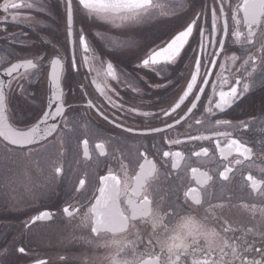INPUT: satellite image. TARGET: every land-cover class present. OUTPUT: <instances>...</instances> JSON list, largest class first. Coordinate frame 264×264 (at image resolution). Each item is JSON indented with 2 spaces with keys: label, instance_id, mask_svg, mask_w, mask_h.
Listing matches in <instances>:
<instances>
[{
  "label": "flooded vegetation",
  "instance_id": "obj_1",
  "mask_svg": "<svg viewBox=\"0 0 264 264\" xmlns=\"http://www.w3.org/2000/svg\"><path fill=\"white\" fill-rule=\"evenodd\" d=\"M165 1L171 6H165ZM24 2L33 3V0ZM43 2L48 6L47 11L34 8L22 9L20 12L22 17L31 16L41 23L9 21L7 24H0V78L13 85L8 93L9 121L15 127L25 129L47 110L51 60L57 58V54L63 57L65 71L61 81L66 94L67 124L65 126L64 121H61L58 138H49L44 147L32 146L34 151L55 148L59 153L53 158L52 165L62 166L63 173L57 176L52 170V174L38 177L42 186L50 187L51 195L43 199L39 197L21 209L0 211V264H32L35 258L48 260L49 264H63L57 259L58 254L69 258L67 264H80L71 257L89 249L87 245L72 237L87 234V230L79 229V216L74 214L73 217H68L62 212L63 207L75 205L77 202L80 205L87 204L97 191L99 177L107 174L109 169L120 173L122 168H126L129 175H134L139 164L143 163L141 153H147L149 159L157 162L158 171L151 183L149 195L154 205L158 204L163 213L173 210L176 213L167 217L168 224H174L180 215L187 213L202 215L204 208L209 204L223 205V208L217 209L218 215L223 218L221 222L226 220L234 227H251L256 224L261 219L259 209L264 208V184H261L258 190H253L246 177L250 174L255 180L264 181V69L257 68L254 73V87L238 106L211 118L212 121L217 118L229 120L232 126L214 125L209 121L195 124V119L202 118L207 107L211 85L219 83V65L225 63L222 58L224 53H220L218 47L215 50L219 56L211 58L215 63L208 59L213 50L211 36H208L206 41L209 44L207 55H201L198 51L199 26L206 22L210 26V8L207 21L203 18L198 21V27L194 28L188 45L176 63L162 61L150 68L142 67V59L146 58L150 50L163 46L177 30H183L185 22L189 21L194 13L199 12L201 7L208 5L210 0H153L154 7L149 10L151 15H146L141 23L121 24L117 21L115 25L95 16L89 17L87 10H83L82 6H78L77 0H74L71 37L73 42L67 37L64 0ZM239 2L240 0H230L233 7ZM216 6L218 7V2ZM167 7L170 9H166ZM2 15L8 14L0 11V16ZM81 30L90 45L87 53L79 44ZM215 39L217 42H225L229 55L241 57L235 62V66H232L231 62L226 65L223 74L231 80L230 73L238 75L239 66L246 58V53L242 46L232 43L234 38L231 36L224 37L220 34ZM261 39L258 32L254 38L256 47L250 48V51H257ZM115 44H118V47ZM40 55H43L44 59L39 73L35 69L25 73L22 69L19 75H14L9 80L5 76V68L10 67L12 63H21L25 59H34ZM84 56L88 57L87 63L82 62ZM194 58L201 59V75L203 76L205 70L209 73L204 76L209 84L199 85L205 88V92L187 123L182 120L181 124L175 125L173 129H166V123L174 124V120L186 111L182 105L172 117H163L161 109L173 106L182 94L181 89L186 87L185 82L195 70ZM73 60L75 66L69 67ZM108 63L113 64L116 80L105 75ZM20 76H25L30 81L24 83L23 94L14 86ZM93 79H96L97 84L91 83ZM105 82L110 85V88L106 89L108 95L122 104L123 110L113 109L111 104L98 94L97 86H103ZM227 87L225 85V90ZM88 99H92L100 111L97 108H87ZM131 108L137 111L128 113L127 110ZM145 111L152 115L144 117L139 114ZM104 116L108 119L105 120ZM241 121L247 122V127L240 126ZM128 127H132L133 132L125 131ZM150 127L166 130L163 133L140 134ZM219 132L230 133V136L215 135ZM186 135L212 138L190 141L186 139ZM73 136L76 138L74 149L77 154L74 149L67 148L68 139ZM175 139H180L183 143H168ZM216 139L220 140L221 146H225L230 139H238L252 150L250 158L239 157L242 163L232 165L233 171L229 173L227 181L219 175L226 161L221 159L216 149ZM0 144L10 151L24 153L5 142L3 138H0ZM202 147L209 148L207 157L193 155ZM163 151L184 153L178 168L172 167L173 158L162 156ZM235 158L237 156L233 154L228 159ZM193 168L207 172L213 178L201 188L202 206H194L191 201L186 202L184 197V192L189 188L199 187L191 172ZM195 175L199 177V173ZM51 177L53 182L50 181ZM80 179L85 180V186L77 191ZM252 206L257 209L255 214L249 211ZM42 210L54 213L53 218L37 221L26 227L30 217ZM83 211L85 208L81 207V212ZM236 235H241V232L238 231ZM20 247L25 248V253H19ZM97 252L102 254L103 249Z\"/></svg>",
  "mask_w": 264,
  "mask_h": 264
},
{
  "label": "snow or ice",
  "instance_id": "obj_2",
  "mask_svg": "<svg viewBox=\"0 0 264 264\" xmlns=\"http://www.w3.org/2000/svg\"><path fill=\"white\" fill-rule=\"evenodd\" d=\"M77 3L78 6H82L83 10H87L89 17L95 16L113 25L117 21L121 24L141 23L146 15H151L149 10L154 7L153 0H77ZM34 8L40 11L48 10L43 0H33V3H27L24 0H0V11L8 14L0 16V24H7L9 21L41 23L34 17L20 15L22 9L32 10ZM209 8L210 26L208 22L199 26L198 51L201 55H207L209 44L206 41L207 37L211 36L213 50L208 55V59L211 61L213 56H219L215 50L218 47L219 52L224 53L222 58L225 63L219 65L221 68L220 76L217 77L219 83L211 85L207 107L204 109L202 118L195 119V124L200 125L209 121L214 125L232 126L229 120L217 118L212 121L211 118L238 106L254 87V73L257 68L264 69V0H240L234 7L230 0H210L208 5L201 7L199 12L194 13L189 21L185 22L183 30H177L163 46L150 50L146 58L142 59V67L150 68L162 61L176 63L188 45L194 28L198 27V21L202 18L207 21ZM64 9L67 37L70 40L73 35L74 0H64ZM258 32L262 37L260 46L257 51L252 52L250 48L256 47L254 38ZM220 34L224 37H233L232 43L242 46L246 53V58L239 66L238 75L230 73L231 80L223 74L226 65L231 62V65L235 66V62L241 57L235 54L229 55V50L225 47L223 40L217 42L215 38ZM78 39L80 46L87 53L90 45L82 30ZM43 59V55H40L34 59H25L21 63H12L10 67L5 68V76L12 78L14 75H19L22 69L25 73L31 69L39 73L43 67ZM87 61L88 57L84 56L82 62L87 63ZM74 66L75 60L69 67ZM194 66V72L190 73V79L185 82L186 87L181 89L182 94L178 96L174 105L161 109L163 117H172V114L177 113L182 105L186 108L184 114L174 120V124L166 123V129H173L175 125L181 124L182 120L187 123L190 115H194L193 110L198 108L201 96L205 92V88L199 85L209 84V81L204 79V76H208L209 73L205 70L203 76L201 75V59L194 58ZM64 71L63 57L57 54V58L51 60V80L56 91L52 93V98L47 105L48 110L43 111L42 116L25 129L17 128L9 123L8 93L13 85L6 83L5 79H0V138L24 151L28 158H31L34 151L32 146L44 147L45 143L49 142V138H58L60 124L57 121H64L65 126L67 124L65 120L66 94L61 88ZM105 75L116 80V71L112 63L107 64ZM29 82L25 76H20L14 86L23 94L24 83ZM91 83L97 84L96 79H93ZM225 85L228 86L226 90ZM109 88L110 85L105 82L103 86L98 85L96 90L111 104L113 109L123 110V105L108 95L106 89ZM111 90L115 91V89ZM86 103L89 109L97 108L92 99H88ZM97 110L100 111L99 108ZM127 111L135 113L137 110L131 108ZM139 114L144 117L152 115L146 111ZM101 115H103L102 111ZM104 119L107 120L108 117L104 116ZM117 126L122 127V125ZM240 126L247 127V122L241 121ZM188 127L190 128L191 124ZM166 129L150 127L140 134L163 133ZM125 131L131 133L133 128L128 127ZM215 135L230 136V133L219 132ZM211 138L210 136L186 135V139L190 141ZM84 143L87 144V141ZM168 143L179 145L183 141L175 139ZM215 145L221 159L226 161L219 175L221 179L227 181L229 173L233 171L232 165L242 163L239 157L250 158L252 150L238 139H230L225 146H221L220 140L216 139ZM98 147H103V145H98ZM233 154H236L237 158L229 160L228 158ZM140 155L143 163L139 164L138 171L134 175H129L126 168H122L120 173L109 169L107 174L99 177L97 191L87 204L80 205L77 202L75 205L69 204L63 207L62 212L68 217H73L74 214L79 216L77 225L79 229L87 230V234L73 236L72 239L87 245L90 251L85 250L79 255H73L72 260H77L80 264H264V208L259 209L261 220L251 227H234L226 220L221 222L223 218L218 215L217 209L223 208V205L212 204L204 208L202 215L191 213L180 215L176 222L170 225L166 219L170 214H176L174 210L170 213H163L158 204L154 205L149 195L151 183L158 171L157 162L149 159L147 153ZM193 155L207 157L209 148L202 147ZM162 156L173 158L172 167L178 168L179 162L184 158V153L163 151ZM35 163L38 165V162ZM53 172L57 176L62 175V166L55 165ZM191 172L199 187L189 188L184 192V197L186 202L191 201L194 206H202L201 188L213 178L207 172L196 168L191 169ZM197 173H199L198 178L195 175ZM246 179L251 182L253 190H258L261 184H264V181L255 180L250 174ZM84 186L85 180L80 179L77 191L83 189ZM25 191L32 198L36 197V192L30 185H25ZM12 199L15 201L16 197L13 196ZM81 207H84L85 211L81 212ZM249 211L255 214L257 209L252 206ZM53 215L54 213L48 210L39 211L38 214L30 217L26 222V227L37 221L51 220ZM238 231L241 232L239 236L236 235ZM141 245H143L142 248ZM99 249H103L102 254H98ZM18 251L25 253V248L20 247ZM57 259L67 264L69 258L58 254ZM32 264H49V261L35 258Z\"/></svg>",
  "mask_w": 264,
  "mask_h": 264
},
{
  "label": "rangeland",
  "instance_id": "obj_3",
  "mask_svg": "<svg viewBox=\"0 0 264 264\" xmlns=\"http://www.w3.org/2000/svg\"><path fill=\"white\" fill-rule=\"evenodd\" d=\"M168 5V1H165V6ZM166 9H170V7ZM117 45L118 44H115L116 47H118ZM74 139L76 140L75 136L68 139L67 148L70 150L74 149ZM74 151L77 154V150L74 149ZM58 153L59 152H57L55 148L51 150L41 149L34 151L31 158H28L24 153L20 151H10L0 144V211L21 209L32 204L33 201L39 197L43 199L51 195L52 191L50 187L48 185V188L42 186L38 181V177L52 174L51 171L54 167L52 165V160ZM35 162H38V165ZM50 181L53 182L52 177ZM25 185L33 187L36 192L35 198H32L25 191ZM13 196L16 197L15 201L12 199Z\"/></svg>",
  "mask_w": 264,
  "mask_h": 264
},
{
  "label": "water",
  "instance_id": "obj_4",
  "mask_svg": "<svg viewBox=\"0 0 264 264\" xmlns=\"http://www.w3.org/2000/svg\"><path fill=\"white\" fill-rule=\"evenodd\" d=\"M71 41L73 42V39H71ZM10 78H8V80H9ZM7 80V81H8ZM7 83V82H6ZM50 87H51V92H50V98H49V101H50V99L52 98V93L54 92V91H56V89L54 88V86H53V83H52V80H51V85H50ZM62 88V87H61ZM10 123V122H9ZM57 123H60V121H57Z\"/></svg>",
  "mask_w": 264,
  "mask_h": 264
}]
</instances>
